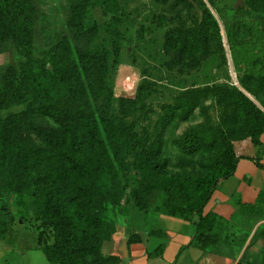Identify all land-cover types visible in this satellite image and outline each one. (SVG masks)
<instances>
[{
	"label": "trees",
	"instance_id": "1",
	"mask_svg": "<svg viewBox=\"0 0 264 264\" xmlns=\"http://www.w3.org/2000/svg\"><path fill=\"white\" fill-rule=\"evenodd\" d=\"M193 1L200 18L186 25L180 7L186 9L188 17L191 5L187 0H153L161 6L171 2L167 21L172 26L163 34L162 44L165 69L186 77L212 56L223 55L224 42L214 12L230 51L237 45L239 49L249 44L254 47L250 68L237 80L253 101L235 86H190L174 97L158 124L160 132L148 149L153 172H162L169 162L159 155L163 131L175 121L187 120L195 111L203 119V124L186 131L175 147L179 167L186 156L195 157L204 174L190 180L165 177V199L154 210L192 228L190 242L179 249L176 259L190 247L205 253L203 247L224 222L215 214L204 215L203 208L218 183L234 172L238 158L232 142L248 138L255 149L256 165L264 169L259 164L260 136L264 134V0H242L244 8L237 10L233 8L235 0ZM92 8L109 16L104 29L111 37L110 51L93 49L100 29L88 19ZM118 12V0H67L63 29L49 48L47 60L34 61L35 5L32 0H0V50L5 45L12 47L35 62L38 70L31 80L29 72L13 66L0 72V112L18 107L29 98L23 111L0 117V195L22 197L31 192L24 213L39 223L37 247L48 264H122L118 256H105L101 251L114 231L113 225L104 222V216L117 211V191L111 185L106 191L96 187L105 157L111 156L119 165L124 151L144 144L130 129L111 119L113 94L106 75L110 58L114 63L119 58L122 37L117 28ZM247 14L260 32L245 19ZM207 101L222 110L224 122L219 132L209 125ZM43 157L51 162L47 170L39 167ZM110 171L114 181L116 171ZM45 230L51 231V240L43 245ZM11 233L10 214L2 206L0 241ZM148 235L160 242L147 249V258L160 257L165 235L159 230H151ZM257 241L264 246V224L254 232L248 246ZM137 243L140 238L132 234L126 247Z\"/></svg>",
	"mask_w": 264,
	"mask_h": 264
},
{
	"label": "rangeland",
	"instance_id": "2",
	"mask_svg": "<svg viewBox=\"0 0 264 264\" xmlns=\"http://www.w3.org/2000/svg\"><path fill=\"white\" fill-rule=\"evenodd\" d=\"M32 2L36 8V33L31 57L34 61L47 60L49 48L63 29L67 0ZM187 2L191 5L188 17L186 9L180 7L181 17L186 25L190 24V20L200 18V11L194 1ZM118 4L117 28L122 37L119 58L116 63L110 58L106 75V82L113 94L111 119L114 124L130 129L144 144L124 151L119 165L111 156L110 159L104 158V171L101 179L96 182V187L106 191L110 185L114 186L119 199L117 211L114 214L107 212L104 216V222L114 227L113 234L102 244L101 251L105 256H110L105 253L127 251L125 243L132 234L142 236L143 240L151 238L149 232L158 226L154 216L159 215L154 210L165 199L162 189L165 177L190 180L204 174L200 160L197 161L195 157L186 156L181 167L176 160L179 153L175 142L191 127L203 124V119L197 111L187 120L175 121L163 131L159 155L169 160L163 171L153 172L150 166L148 149L160 132L158 124L166 109L172 105L174 97L190 86L213 84L234 87L232 72L238 80L241 74L250 68L249 63L254 52L252 44L243 49H239L237 45L230 51L225 43L223 55L218 53L212 56L189 76L168 72L164 67L166 57L162 44L163 34L172 26L170 21H167L171 16V2L161 6L153 0H118ZM240 8L244 6L237 9ZM213 15L225 40L223 26L218 16L214 13ZM250 16L247 14L245 19L260 32L258 24L251 21ZM88 19L100 29L93 49L110 51L111 37L104 29L109 16L99 8H92L89 10ZM6 66H13L20 72H29L30 80L34 79L38 72L35 62L28 61L8 45L0 50V72ZM26 81L29 80L25 79L24 82ZM28 102L29 98L26 97L22 105L0 112V117L23 111ZM206 104H210L209 125L217 132L221 131L224 122L221 108L214 102L207 101ZM32 139L34 144H39L38 140ZM39 162L41 169L47 170L51 167V162L46 157L39 159ZM110 170L116 171L114 181L111 179ZM30 196L31 192L22 197L0 195V208L3 206L9 212L12 228V233L4 241H0V264H47L43 254L39 252L41 248L37 247L39 223L24 213ZM263 224L253 228L250 224L220 223L211 242L203 247L206 257L215 264H246L252 261L264 264V246L261 241L248 246L254 232ZM43 235L42 243L45 245L51 240V231L45 230Z\"/></svg>",
	"mask_w": 264,
	"mask_h": 264
},
{
	"label": "crops",
	"instance_id": "3",
	"mask_svg": "<svg viewBox=\"0 0 264 264\" xmlns=\"http://www.w3.org/2000/svg\"><path fill=\"white\" fill-rule=\"evenodd\" d=\"M260 142L262 153L259 164L264 166V134L260 136ZM232 146L238 158L234 172L231 177L218 183L203 208V214H215L228 224H250L256 228L264 223V169L256 165L255 149L248 138L235 140ZM154 218L158 226L152 230H159L165 235L160 257L147 258V249L150 250L159 240L155 237L143 240L142 236H139L140 243L130 245L127 251L105 254L118 256L122 264H215L194 247L184 250L176 259L179 249L190 242L191 226L182 220L162 215Z\"/></svg>",
	"mask_w": 264,
	"mask_h": 264
},
{
	"label": "bare ground",
	"instance_id": "4",
	"mask_svg": "<svg viewBox=\"0 0 264 264\" xmlns=\"http://www.w3.org/2000/svg\"><path fill=\"white\" fill-rule=\"evenodd\" d=\"M213 13H214V12H213ZM214 14H215V13H214ZM223 42H224V47H226V44H225L226 42H225V40H223ZM227 58L230 60V56H229V55H227ZM229 73H230V72H229ZM232 74H233V79H234V81H233L234 84H233V85H234L235 87H237L239 90H241V91L244 93L245 96H247L249 99L253 100V98H252L248 93H246L244 90L241 89V87L239 86L237 80L235 79V76H234V73H233V72H232ZM232 74H231V75H232ZM231 79H232V78H231Z\"/></svg>",
	"mask_w": 264,
	"mask_h": 264
},
{
	"label": "water",
	"instance_id": "5",
	"mask_svg": "<svg viewBox=\"0 0 264 264\" xmlns=\"http://www.w3.org/2000/svg\"><path fill=\"white\" fill-rule=\"evenodd\" d=\"M243 6H244V4H243L242 0H237L234 4V9H237V8L243 7Z\"/></svg>",
	"mask_w": 264,
	"mask_h": 264
}]
</instances>
